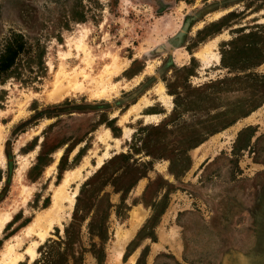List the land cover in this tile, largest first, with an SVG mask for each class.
Here are the masks:
<instances>
[{"label": "rangeland", "instance_id": "374dc122", "mask_svg": "<svg viewBox=\"0 0 264 264\" xmlns=\"http://www.w3.org/2000/svg\"><path fill=\"white\" fill-rule=\"evenodd\" d=\"M80 10L85 20L72 21ZM262 25L264 0H0V50L13 32L29 46L0 82V219L8 216L0 263L11 248L22 256L16 264H34L48 241L64 239L82 186L112 158L131 153L135 135L147 128L136 139L160 141L159 154L188 156L190 167L176 179L168 160L153 162L125 197L126 217L112 211L103 244L89 236L87 219L82 264H99L92 244L102 264H264V104L208 136L210 117L246 94H221L213 111L197 91L237 76L223 68L221 50L237 31ZM205 51L215 57L205 61ZM248 72L264 75V63ZM197 140L203 142L191 149ZM131 157L141 172L150 161L140 151ZM158 178L163 182L148 189ZM63 186L72 200L60 208ZM103 193L120 203L111 185ZM165 193L153 239L140 236L152 215L148 204L159 205ZM39 227L48 228L44 240ZM35 244L32 259L26 251Z\"/></svg>", "mask_w": 264, "mask_h": 264}, {"label": "trees", "instance_id": "16d2710c", "mask_svg": "<svg viewBox=\"0 0 264 264\" xmlns=\"http://www.w3.org/2000/svg\"><path fill=\"white\" fill-rule=\"evenodd\" d=\"M71 17L72 21L83 22L85 20V13L83 10H80V12H76ZM245 31V29L237 31V36L226 44L225 47L227 48L223 47L224 49L221 50V64L223 68L227 69L228 73H237V76H225L221 79L210 81L208 84L197 89V91L203 93L210 103H212L211 110L213 111L218 108L216 106V100L219 99L221 94L234 91H242L246 94L245 97L238 99L210 117L208 130L206 132L208 136L225 130L232 126L237 120L247 117L264 104V75L248 72L264 63V25L255 26L249 29L248 32ZM28 51L29 46L24 36L20 33H11L6 39L3 48L0 50V82L9 77V74L20 60V57L26 55ZM239 73H242V75H239ZM170 94L175 96V102L179 104L181 100L179 94L173 90L170 91ZM151 129L156 132L161 130L158 126ZM147 130V128H141L139 133L137 132L134 137L135 143L131 148V153L126 156L119 155L112 158L109 162L102 165L95 175L82 186L77 196V203L73 212L72 221L64 230V239L58 242L48 241L41 251V257L35 261L34 264H82L84 250L80 246L79 235L80 228L87 219L89 220L87 223L89 236L92 239L97 238L103 244L108 239L107 224L112 211L118 218L126 217L129 206L125 204V197L135 183L146 176V172L152 168L153 162L161 159L168 160L169 172L176 179L189 169L190 159L188 156H185L183 159L176 158L174 155L168 156L164 154L163 151L165 150L163 149L159 154L158 151H160L161 148L158 146L161 142L152 140L150 136L136 139V137H139V134ZM247 131L254 132L253 128H248ZM250 136H252V134H250ZM202 142L203 140H197L190 148H195ZM139 151L150 158L149 162L143 164L145 168L143 172H141L140 167H138L140 165H138L137 162L134 161L132 164L130 163L133 159L131 156L139 154ZM180 153H185V150L180 151ZM118 161L122 162V166L118 169L115 168L111 173V177L108 178V182H105L103 176L107 170ZM132 174H134L133 179L129 181L125 187H118L116 185L120 178H126ZM99 181L101 182L99 183ZM161 181L163 182V180L158 178L149 185L148 189L161 183ZM108 184L113 187L114 193L122 195L118 205L111 204L107 198L108 195L105 193L102 194L104 188L108 186ZM164 185L165 187L166 185L167 187L171 186L167 182H164ZM88 187H93L91 192L86 191ZM86 192L90 194L87 201L90 202V206L88 204V206L83 207L82 203H84L83 198ZM167 198V193H165L162 203L159 205L157 202L148 204L152 209V215L140 232V236L145 235L144 238L150 237L153 239L152 230L167 207ZM55 247L60 248V250H56ZM95 248L96 245L92 244L90 251L99 260V264H102L103 252L101 251L96 254ZM145 252L142 254L143 257L145 256Z\"/></svg>", "mask_w": 264, "mask_h": 264}, {"label": "bare ground", "instance_id": "6f19581e", "mask_svg": "<svg viewBox=\"0 0 264 264\" xmlns=\"http://www.w3.org/2000/svg\"><path fill=\"white\" fill-rule=\"evenodd\" d=\"M201 57L206 61V59H211V58H213V57H215L212 53H210V52H207V51H205L202 55H201ZM119 72V71H118ZM117 72V73H118ZM107 88H105L103 91H101L100 92V96H105V95H107ZM162 90H160L159 92H161ZM165 99V98H164ZM162 101H163V99H161ZM164 102V101H163ZM163 105H165V103L163 104ZM137 109H136V107L134 108V109H132V110H130V113H133V112H135ZM159 118V116H157V115H154V116H148L147 117V120L146 121H154V120H157ZM255 119V118H254ZM247 121V120H246ZM246 123V122H245ZM238 127V126H237ZM236 130V129H235ZM239 130V129H238ZM237 130V131H238ZM236 131V132H237ZM126 132V134H128V131H125ZM69 181H70V179H69ZM66 183H67V181H65V183H64V186L66 185ZM64 186L62 187V191L56 196V202H55V204L56 205H58L59 206V204H60V202H62L64 199L65 200H69L70 202H71V200H72V198H69L68 196H66V194H65V190H64ZM66 187V186H65ZM72 204V203H71ZM62 205V204H61ZM57 207V206H56ZM60 208H61V206H59ZM58 209V211H60L61 209ZM57 213V212H56ZM47 220H49V225H51L52 224V222L54 221V219L53 218H51L50 217V219H47ZM8 222V216H6V217H4V218H2V219H0V234H1V232H2V230H3V228L5 227V225H6V223ZM44 223V222H43ZM46 224V223H45ZM39 225V224H38ZM40 226V225H39ZM38 227V226H37ZM46 227V226H45ZM48 227V226H47ZM40 228H42L41 230H40V232L38 233V235H39V237L42 239V240H44L45 239V237H46V235H47V229L48 228H44V227H39V229ZM135 232V231H134ZM126 233V232H125ZM124 233V234H125ZM132 235V234H131ZM130 235V236H131ZM128 237V236H127ZM124 242V241H123ZM123 246V245H122ZM36 247H37V244H35L34 246H32V247H30V248H28L27 249V254H29V256L32 258V259H34V257H35V250H36ZM6 254L4 255V257H3V261L1 262L2 264H16L17 262H18V260L19 259H21L22 260V256H14L13 255V251H12V249L10 248L7 252H5ZM121 254V253H120ZM0 263V264H1Z\"/></svg>", "mask_w": 264, "mask_h": 264}]
</instances>
